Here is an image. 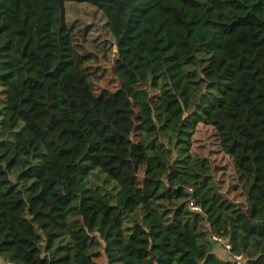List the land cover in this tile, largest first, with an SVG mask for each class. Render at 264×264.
Here are the masks:
<instances>
[{
  "label": "trees",
  "instance_id": "trees-1",
  "mask_svg": "<svg viewBox=\"0 0 264 264\" xmlns=\"http://www.w3.org/2000/svg\"><path fill=\"white\" fill-rule=\"evenodd\" d=\"M67 1L0 0V261L231 264L216 233L264 264V0H72L116 47L100 94ZM200 124L245 203L194 154Z\"/></svg>",
  "mask_w": 264,
  "mask_h": 264
},
{
  "label": "rangeland",
  "instance_id": "rangeland-1",
  "mask_svg": "<svg viewBox=\"0 0 264 264\" xmlns=\"http://www.w3.org/2000/svg\"><path fill=\"white\" fill-rule=\"evenodd\" d=\"M66 7L67 21L73 29L75 57L87 70L95 93L100 94L103 89L115 90L119 86V79L113 72L116 47L113 44V51L109 52L108 45L112 39L103 11L87 2L72 0L66 2ZM158 93V90H153L154 96H158ZM193 152L212 160L221 191L227 193L235 202H246L248 186L240 179L229 155L222 151L213 126L199 125L194 135ZM142 171L143 169L141 173ZM98 261L106 264L104 257Z\"/></svg>",
  "mask_w": 264,
  "mask_h": 264
},
{
  "label": "built area",
  "instance_id": "built-area-1",
  "mask_svg": "<svg viewBox=\"0 0 264 264\" xmlns=\"http://www.w3.org/2000/svg\"><path fill=\"white\" fill-rule=\"evenodd\" d=\"M190 206L193 210H200V208L195 205L194 201L190 203ZM211 237L214 241L221 244L229 252L231 264H246V258L244 255L231 253L232 245L230 242H228L226 239H224L222 236L216 233H211ZM4 264H14V263L5 262Z\"/></svg>",
  "mask_w": 264,
  "mask_h": 264
},
{
  "label": "crops",
  "instance_id": "crops-1",
  "mask_svg": "<svg viewBox=\"0 0 264 264\" xmlns=\"http://www.w3.org/2000/svg\"><path fill=\"white\" fill-rule=\"evenodd\" d=\"M216 251L222 258H224L226 260L229 259L230 254L226 249L224 250V248H222V247H217ZM0 264H4V262L0 261Z\"/></svg>",
  "mask_w": 264,
  "mask_h": 264
}]
</instances>
